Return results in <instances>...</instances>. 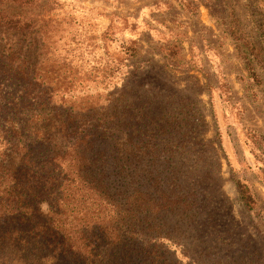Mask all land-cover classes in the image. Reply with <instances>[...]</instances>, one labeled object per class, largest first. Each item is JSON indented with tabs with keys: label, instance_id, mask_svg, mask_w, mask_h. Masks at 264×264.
<instances>
[{
	"label": "rangeland",
	"instance_id": "rangeland-1",
	"mask_svg": "<svg viewBox=\"0 0 264 264\" xmlns=\"http://www.w3.org/2000/svg\"><path fill=\"white\" fill-rule=\"evenodd\" d=\"M30 1L0 6L37 24L0 27L13 110L39 111L33 74L106 131L174 264H264V0Z\"/></svg>",
	"mask_w": 264,
	"mask_h": 264
},
{
	"label": "trees",
	"instance_id": "trees-1",
	"mask_svg": "<svg viewBox=\"0 0 264 264\" xmlns=\"http://www.w3.org/2000/svg\"><path fill=\"white\" fill-rule=\"evenodd\" d=\"M36 26L32 17L0 14L1 29L25 34ZM3 54L0 74L9 68ZM28 82L39 111L24 114L4 97L0 79V264H174L168 237L142 239L160 211L135 186L128 192L121 149L110 156L106 131L57 106L35 75ZM237 188L250 206L247 189Z\"/></svg>",
	"mask_w": 264,
	"mask_h": 264
}]
</instances>
